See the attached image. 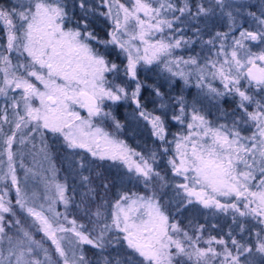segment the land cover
<instances>
[{"label": "snow or ice", "instance_id": "1", "mask_svg": "<svg viewBox=\"0 0 264 264\" xmlns=\"http://www.w3.org/2000/svg\"><path fill=\"white\" fill-rule=\"evenodd\" d=\"M101 3L107 6V11L101 15L112 20L110 39H100L89 30V13L93 9L88 0H78L76 6L83 12L79 20L69 16L65 0L0 2V27L6 37V44L0 46L3 49L0 50V97L7 101L0 108V140L3 143L0 157H6V170L5 160L0 159V264H54L42 241L35 239L33 232L26 230L20 219L15 218L17 206L31 218L35 232L43 233L54 245L59 264H89L82 247L79 255L72 247L84 244L100 253L97 264H180L177 258L181 256L191 264H256V254L264 256V102H261L264 95L258 100L247 88L241 90V81L264 93V3L259 15L245 11L249 5H236L231 0H207V6L204 0L194 4L191 0H182L179 7L174 0H130V7L120 0H101ZM216 9L229 21L227 32L217 31L204 42L215 47V41H220L219 51L214 54L216 58L206 59L203 65L195 56L186 60L183 57L172 59L174 49L192 41L185 40L183 35L179 38L165 36L166 30L179 32L180 29H174L173 25L181 21L182 16L204 19L207 27V19L217 15ZM169 15L171 19L167 18ZM241 17H252L255 30L244 28ZM66 21L76 26L65 27ZM236 30H239L238 37L230 35ZM194 31L199 34L200 29ZM157 34H160L159 39L155 38ZM229 39L231 44L227 47L230 51H225V41ZM90 42L104 45L105 51L108 45H115L126 54L125 75L135 81L131 93L108 80L106 74L118 73L119 66L98 48H93ZM253 47L259 51H253ZM13 52L19 56L26 54L25 62L13 64L10 55ZM162 57L168 71L181 64L195 66L197 86L206 88L214 98L238 95L242 117L234 116L231 123H216L201 112L195 101L189 103L178 97L179 115L172 119L184 125V130L174 133L173 139L167 141L164 119L143 110L140 100L143 85L136 79L139 63L152 64L161 61ZM208 68L212 71H205ZM190 74L182 70L173 73L183 77L185 82ZM209 76L212 80L219 79L224 90L220 91L211 83L205 84V78ZM16 90H19L18 96L9 95L10 91L15 93ZM155 93L162 95L159 89H155ZM129 98L139 109V116L151 124L153 135L174 146L162 148L165 154L170 150L173 153L167 160L172 181L154 168L155 152L146 158L94 123V118L111 117L116 128H121L112 113L104 110V101ZM252 105L255 110L249 111ZM160 107L163 109L166 105ZM9 108L12 119H9ZM79 110H86L87 115L82 116ZM228 115L224 113L223 118L227 119ZM5 124L12 126L10 135L3 132ZM241 124L253 126L251 135L241 134ZM29 127V136H24L23 130ZM45 131L62 137L69 149L84 150L85 154L99 160L119 162L141 179L146 189L156 184L162 191L171 184L176 196L181 197L177 212L182 207L200 204L222 212L231 210L234 220L237 214L253 217L261 226V231L256 233L255 245L242 243L229 232L228 240L210 236L204 240L207 246L200 247L204 226L197 228L198 235L194 237L178 223L170 222L156 190L151 195L120 193L112 205L111 222L103 224L93 236L76 219L69 220L67 211L56 210L57 202H62L67 209L72 200L66 195V183L53 185L55 193L45 197L46 206L37 205L35 193L28 197L20 187L13 145H25L31 133L36 132L43 143ZM44 147L46 149L47 145ZM79 167H86L83 156ZM30 171H25V179ZM80 179L87 188L81 193L83 204L95 199L96 189L89 176L81 175ZM176 179L183 182L175 183ZM102 187L107 189L108 185L105 183ZM13 188L15 204L9 195ZM219 198L232 202L221 203ZM6 214L13 219H7ZM94 215L100 218L104 213L98 207ZM9 228L16 229V237L8 234ZM114 230L116 235H110ZM240 231H245L242 225ZM181 236L183 239L178 238ZM5 241L8 245L6 253L3 250ZM121 241L131 254H126L123 259L103 255L107 248L119 245ZM214 244L221 245L222 251L213 247ZM41 251L44 260L35 258Z\"/></svg>", "mask_w": 264, "mask_h": 264}, {"label": "rangeland", "instance_id": "2", "mask_svg": "<svg viewBox=\"0 0 264 264\" xmlns=\"http://www.w3.org/2000/svg\"><path fill=\"white\" fill-rule=\"evenodd\" d=\"M14 2L16 3H21L23 2V0H14ZM174 2L177 4V6H182V0H174ZM191 2L194 4L197 2V0H191ZM205 5L207 6V0H204ZM232 3L239 5V4H246L249 5L250 7L247 8L245 11H252V12H256L257 15H259V9L262 3H264V0H231ZM120 3L125 4V6L130 7V0H120ZM65 4L67 5V10L69 11V16H70V11L73 12L75 10V7L78 4V0H65ZM88 4L90 5L91 9H93L92 12L89 13V17L93 18L96 15L100 17L101 20H106L108 22L107 24V39H110L109 33L112 31L113 28V24H112V20L110 17L108 16H103L101 15V13L106 12L107 11V6L106 5H102L101 0H88ZM155 6V5H154ZM70 10H69V9ZM79 8V7H78ZM80 9V8H79ZM193 11H195V8L192 9ZM216 16L210 17L207 19V27H205V20L204 19H199V20H192L190 18H188L187 16H182L181 17V21H177L174 23L173 28L174 29H180L179 32H175V31H168L166 30V32L164 33L165 36L168 35H172L175 38H179L180 35H183L185 40L191 39L192 43L187 44V45H182L180 48L174 49L173 53H172V59H175L177 57H183L185 60L188 59L190 56H195L197 57V60L199 62L200 65H203L205 63L206 59H215V52L219 51V43L220 41L217 40L215 41V47H210L209 45H207L206 43H204L205 41H207L208 39H210V37L217 31L219 32H227L228 31V26H229V21L227 19V17L222 16L220 14L219 9H216ZM176 15H180L179 13H176ZM168 19H171V15H169L167 17ZM246 20V22H245ZM240 23H242L244 28H248L249 30L254 31L255 30V24L253 22V18L252 17H241L240 18ZM66 24V22H65ZM65 27H68L65 25ZM2 29V33L0 38L2 37V39L4 38V45L6 44V37H5V33L2 27H0ZM196 28L200 29L199 34H197L194 30ZM90 30V29H89ZM91 31V30H90ZM230 35H235V36H239V30H236L234 33H231ZM156 39L160 38V34H157ZM2 41V40H1ZM92 44L93 48H98L102 53L104 52L103 50H101L99 48V46H101V48H105L104 45H99L95 42H90ZM226 44V48L225 51H230V48L227 47V45L231 44V40L229 39L228 41H225ZM139 46V45H138ZM108 49H112L114 51H117V55L119 56V60L122 61L123 67H124V71L123 69L119 68V72L116 74H106L107 78L109 81H112L115 84H118L122 87H124L129 93H131V91H133L135 89V81L132 80L130 81V77H128L127 75H125V65L127 64V56L126 54L121 51L117 46L115 45H108L107 46ZM0 50H3L0 48ZM253 51H259V48L257 47H253ZM11 58H12V62L13 64L17 63L18 61L20 63H24L25 62V56H19L17 53L13 52L10 54ZM164 60L165 58L162 57L161 61L158 62H154L152 64H145L143 62L139 63L137 65L141 66V65H145L146 67H149L151 69H153L155 71V75L159 78H161L162 83L160 84H156L155 86L152 85L154 87V93H155V89H159L160 93L163 92V90L166 91L167 95H162L161 96H157L156 93V108L157 110H159L161 112V115L159 113H150L152 115H159L163 118V114H167L169 113L170 115L174 116V115H179V104L177 103V99L176 100H170V97H168V94L172 95V97H174V93L177 92L179 94V97H183L187 102L191 103L193 101L196 102L197 106L201 109V112L203 114H205L207 116V118L211 121H214L216 123H231L232 118L235 117H242V112L241 110L238 108V103H239V96L238 95H225L223 97H219V98H214L211 94H209L207 92L206 88H201L197 86V76L195 73V66H186V65H179V68H177L176 66H172V70L168 71L165 67H164ZM178 70H182L185 73H191L188 76V80L187 82H185V79L179 75H173V73L177 72ZM122 72V74H120ZM205 71H212V69L208 68L205 69ZM0 77H2V74H0ZM177 81H179V83H177ZM177 83V87H174ZM207 83H211L213 87L219 89L220 91H223V84L219 79H215L212 80L211 77H206L205 78V84ZM175 84V85H174ZM248 89L249 94L250 95H254L256 97V99L261 100L262 95H264V93H261L259 89H251L249 86H247V82L242 80L241 81V90H245ZM10 96H18L19 95V90H16L15 93L13 92H9ZM178 98V97H177ZM131 99H127V100H120V101H125L126 102V107H122L123 111H124V115L128 116L129 118H133L134 121H137V126H138V130H130V126L128 128L124 127V125H122L121 128L117 129L116 125L113 121V119L111 117L107 118V119H103L101 120L100 118H94V123L97 124L98 126L102 127L106 132H108L109 134L113 135L114 137H116L117 139L123 140L125 141V143L132 149H134L135 151L143 154L146 158L150 156V154L152 152H155L157 155L156 161L158 162H162L164 159L165 162H167L168 158L170 156H172V151L170 150L168 153H163L162 152V148L164 147H174V146H170L169 144H165L162 141H160L156 136L153 135L152 132V127L151 124L145 120V119H140L139 117H137L135 115V113L132 115L129 114V112H133V111H129L131 106H129V101ZM120 101H108L105 100L104 101V110L105 111H110L112 113V117H115V120L118 121L120 123V119L117 118L116 114V106L118 104V102ZM261 102H264V100H261ZM7 103L6 99L4 97H0V108H2L5 104ZM37 103V102H34ZM164 104L166 105L165 108H161L160 105ZM134 105H136L134 103ZM249 111H253L255 110V105H252L248 108ZM82 116H86L87 112L86 110H79ZM224 113H228V118L224 119L223 118V114ZM9 119H12V113H11V109L9 108ZM21 114H23V112L21 111ZM171 116V120L174 122L172 124V128L170 129V132L167 131L166 129V140L167 141H171L173 139V134L174 133H180L184 130V125L180 124L179 121L173 120ZM219 118V119H218ZM164 119V118H163ZM165 121V119H164ZM11 125L5 124L3 126V132L5 135H10V129H11ZM137 129V127H134ZM122 129L124 130V132L122 131ZM133 129V128H132ZM254 130L253 126L251 124H241L240 126V131L241 134L244 136H249L251 135L252 131ZM137 131V132H136ZM29 132H30V127L29 129H24L23 130V135L24 136H29ZM120 132H123L126 137H123V134H120ZM20 133L17 134L18 138H19ZM49 136L51 138V140H53L54 144H57L58 142L61 143V146L63 145V147L66 148V150L68 149L70 152V156H72V160L74 159L75 163L79 162L81 159V155L80 152L83 154L84 150H80V149H69L66 144H64L63 142V138L62 137H57L54 136L52 133L45 131L44 134V141L42 143L41 141V137L39 135L38 132L36 133H31V136L29 137V139L26 141L25 145H19L18 143H14L13 145V151L16 152V156L14 157L15 159V164H16V174L17 177L20 181V187L23 189V191L25 193H27L28 197H32L33 193H35L36 195V200L35 203L37 205L39 204H45L46 206V200L45 197L47 196H51L54 195L55 193V189L53 187V185L55 183H66V181H63L61 179H59L56 176V172H55V165L52 163V159L54 157V152L52 149V142L49 141V139H47ZM155 143V145H154ZM47 145V148L45 149L44 145ZM52 144V145H51ZM3 146V143H2ZM54 146V145H53ZM3 151V148L0 152ZM77 155L79 157H77ZM90 156V154H88ZM74 157V158H73ZM94 158V157H92ZM0 159H4L5 160V170H6V157H0ZM86 159V158H85ZM21 161L23 163V166H21ZM110 161V160H109ZM112 163V165L116 168L117 172L121 175V178L124 179H130V180H141L139 178L136 177V175L134 173H129L128 170L119 162H113L110 161ZM73 163V162H71ZM31 170L28 173V177L27 179H25V171L26 170ZM81 170V171H80ZM79 170V174L83 175V173H81L82 171H84L85 169H80ZM58 175V173H57ZM80 179V177H78ZM142 181V180H141ZM177 183H182L183 181L180 179H176ZM253 183H256L255 181ZM67 184V183H66ZM39 187V188H38ZM255 190V189H253ZM14 192L15 194V189H11L10 190V194H12ZM140 194V193H138ZM152 194V193H151ZM150 194V195H151ZM142 195V194H140ZM221 200V203H230L232 202L231 200H228L226 198H219ZM192 206H196L201 208L203 211L206 210L207 212H209L208 214H210V216H215V213H219L222 216L225 215H230L231 216V210H229L228 212H222L218 209L215 208H204L202 205L200 204H194ZM56 210L58 212L61 213H65L67 211L68 214V219H74L70 213L69 207L67 209H65V206L63 205L62 202H57L56 204ZM9 216H11L10 214H6V218L9 219ZM247 218H249L251 220V227H249L250 233L249 235L246 236V238L248 239V242H244V243H248V244H252L255 245V242L257 240L256 237V233L261 231V226L259 225L258 220L254 219L251 216H246ZM17 218V215L16 217ZM111 221V218H110ZM170 222H175L170 220ZM79 223V222H78ZM177 223V222H176ZM81 224V223H79ZM200 225H203V223H200ZM68 226V225H66ZM197 227H191L189 229H187L186 227H181L184 231H187L188 234L190 236H196L198 235L197 233ZM207 229V228H206ZM27 230V229H26ZM252 231V232H251ZM210 236H214L209 234L207 231L204 234L203 231V240L200 241L199 246L200 247H206L207 245L204 243V240H207ZM249 236H252V238H250ZM218 239L219 238H223V237H218L215 236ZM249 237V238H248ZM180 239H183V237H178ZM225 240H228L226 238H223ZM237 240H240L236 237ZM66 249L68 248L67 245ZM230 247L231 244H229ZM7 242L5 241L4 245H3V250L7 251ZM72 247L75 248L77 254L79 255V249L80 247H76L75 245H73ZM213 247H215L218 251H222V246L221 245H216L214 244ZM173 251H175V249H173ZM69 255H71V252H69ZM38 257V256H36ZM35 257V258H36ZM257 257V261L256 264H264L262 262H259L258 259H262L264 261V256H261L260 254H256ZM41 260L43 259V257L40 258Z\"/></svg>", "mask_w": 264, "mask_h": 264}, {"label": "trees", "instance_id": "3", "mask_svg": "<svg viewBox=\"0 0 264 264\" xmlns=\"http://www.w3.org/2000/svg\"><path fill=\"white\" fill-rule=\"evenodd\" d=\"M0 2L8 3L9 0H0ZM82 15L83 12L78 7H75V10L73 12L70 11V17H72L74 20H79ZM89 24V29L93 31L95 35H97L100 39H107L108 22L106 20H101L100 17L96 15L93 18L89 17ZM65 25L68 27L76 26L75 24H69L67 21ZM2 32L3 31L0 28V36ZM4 41V38L2 39L1 37L0 46L4 45ZM99 48L104 51L103 53L107 55L108 59L116 63L119 68L123 69L124 71L122 61L119 60V56L116 54L117 51L108 48L107 51H105V48H101V46H99ZM123 71H121L120 74H122ZM136 79H138L143 85L140 93V100L143 110L148 113H159L161 115V112L156 108L155 101L157 100L154 93V87L152 85L155 86L156 84H161L163 80L155 75V71L153 69L146 67L145 65L137 67ZM132 80L133 79L130 77V81ZM177 83H179V81H177ZM177 83L176 85L174 84V87H177ZM162 93L163 95H167L165 90H163ZM168 97H170L171 101L176 100L175 98L179 97V94L175 92L174 97H172V95L170 94H168ZM125 105V101L118 102L115 110V115L120 119V124L124 125V127L128 128L130 126V130H138L137 121H134L132 117L129 118L128 116L124 115L122 107H126ZM129 106H131L129 111H133L129 112V114L132 115V113H135L137 117L142 119V117L139 116V109H137L132 100L129 101ZM171 116L172 115H170L169 113L163 114V118L165 119V127L167 128L168 132H170L172 124L174 123L171 120ZM134 127H137V129ZM122 131L124 132L123 129ZM123 132H120V134H123V137L127 138V136ZM47 137V139H49V141L54 145L53 146L51 144L53 149L52 152H54L52 163L55 165L54 168L56 176L59 179L66 181L68 185V192L66 193V195L72 197V200L68 205L70 213L72 217L76 219L77 222L83 224L87 232L91 233L93 236L103 224L111 222L110 213L112 211V205L119 198L120 193L128 192L150 195L153 190H156L157 196L160 198L161 203L165 206L170 220L177 222L180 227H186L187 229H189L191 227L200 226V223H203L204 234L207 231L211 235L229 239L227 233L231 232L232 236L240 239L239 241H241L242 243L248 242L246 236L249 235L251 230L249 229V227H251V220L246 216L240 217L237 214L236 219L234 220L233 213L231 212V216H222L219 213H215L216 215L211 217L210 214H208L209 212H207L206 210L203 211L201 208L192 205L182 207L180 211L177 212V208L180 207L181 204V197L176 196L175 191L171 187V184L169 187L163 189L162 191L158 189V185L156 184H153L150 189H146L144 187L143 181L141 180H123L121 178V175L117 172L116 168L109 160H99L97 158H92L88 154H82L80 152L81 156H79H83L86 165V167L84 168L85 170L81 173H83V176H89L92 179V187L96 189L95 199L85 201L82 204L81 193L86 192L87 188L83 185L81 179L78 178L81 177V175L79 174V170L82 169L79 167V162L75 163L74 159L72 160V156H70L71 151H69L68 149L66 150L63 145L61 146L60 142L54 144V141L51 140L49 136ZM2 148V140H0V151L2 150ZM79 156L77 155V157ZM164 160L162 162L156 161V163L154 164V168L159 171L161 175L165 176L169 181H172L173 174L171 172V168ZM97 173H99L100 175L97 176ZM105 183L108 185L107 189L102 187V185ZM175 183H177L176 180ZM10 197L13 201V204H15L16 196L14 192L10 194ZM77 205H80V207H77ZM98 207L104 213L103 217L97 218L94 215ZM15 210L17 219H20L23 227L28 231L33 232L35 239L42 241L44 247L49 250V254L52 257V261L54 262V264H59L57 254L54 251V245H52L50 241H47L44 238L43 233L35 232L34 228L32 227L31 218L28 217L26 213L22 212L18 208V206ZM9 219H13V217L9 216ZM241 225L245 229V231L243 232L240 231ZM8 234L16 237V229L9 228ZM110 235H116L115 230L113 231V233H110ZM120 235L122 236L123 234L120 233ZM249 237L252 238V236ZM81 247L83 254L89 260V264H97V262L100 260V253L98 252V250L93 249L91 245L84 244L80 246L79 254ZM126 254H131V250L127 249V245L123 241H121L119 245L114 244L113 246L107 248L103 253L104 256H111L113 258L120 259H123ZM37 256L38 257H36V259H40L41 257H43L42 260H44V253L42 251L39 252ZM177 260L180 261V264H191V262L187 261L186 258L182 256L178 257ZM255 261H257V257H255ZM258 261L264 263L262 259H258Z\"/></svg>", "mask_w": 264, "mask_h": 264}]
</instances>
